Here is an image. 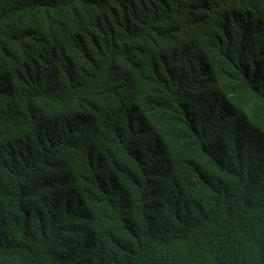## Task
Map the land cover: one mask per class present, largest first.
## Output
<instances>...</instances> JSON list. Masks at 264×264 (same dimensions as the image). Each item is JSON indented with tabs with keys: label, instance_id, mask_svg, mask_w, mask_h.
I'll list each match as a JSON object with an SVG mask.
<instances>
[{
	"label": "trees",
	"instance_id": "1",
	"mask_svg": "<svg viewBox=\"0 0 264 264\" xmlns=\"http://www.w3.org/2000/svg\"><path fill=\"white\" fill-rule=\"evenodd\" d=\"M0 264H264V0H0Z\"/></svg>",
	"mask_w": 264,
	"mask_h": 264
}]
</instances>
